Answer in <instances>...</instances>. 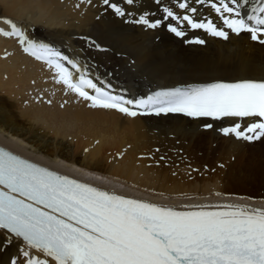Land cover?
<instances>
[{
	"label": "bare ground",
	"instance_id": "obj_1",
	"mask_svg": "<svg viewBox=\"0 0 264 264\" xmlns=\"http://www.w3.org/2000/svg\"><path fill=\"white\" fill-rule=\"evenodd\" d=\"M137 9L162 15L153 0H136L130 10L135 14ZM0 18H10L31 38L86 63L88 75L109 81L131 98L179 84L264 79V45L246 33L223 40L186 29L181 38L166 27L127 23L133 17L105 11L102 0H0ZM0 28L7 31L10 25L0 19ZM87 37L101 49L88 47ZM196 37L206 43L185 42ZM70 70L75 80V70ZM205 123L213 128L204 129ZM230 123L180 114L131 117L93 108L58 82L55 68L24 53L15 37L0 34V141L54 168L73 175L115 176L119 182L160 193L214 191L263 202L264 138L246 142L217 131ZM152 165L161 171L147 170ZM113 185L107 187L134 195ZM221 202L215 205L238 204ZM16 251V245L0 250V264H9Z\"/></svg>",
	"mask_w": 264,
	"mask_h": 264
},
{
	"label": "snow or ice",
	"instance_id": "obj_2",
	"mask_svg": "<svg viewBox=\"0 0 264 264\" xmlns=\"http://www.w3.org/2000/svg\"><path fill=\"white\" fill-rule=\"evenodd\" d=\"M153 3L161 16L140 9L134 14L130 7L136 0H102L105 11L131 16L125 22L147 29L166 27L181 38L186 29L203 30L223 40L246 33L264 45V0ZM0 19L10 25L0 34L15 37L24 53L54 66L58 82L93 108L131 117L181 113L227 119L231 123L217 129L223 136L246 142L264 138V79L173 87L128 98L113 92L109 81L88 75L86 63L31 38L10 18ZM85 42L101 49L90 37ZM185 42L206 43L199 37ZM244 121L251 122L245 126ZM12 245L17 251L9 264H264V210L238 204L176 210L110 193L0 148V250Z\"/></svg>",
	"mask_w": 264,
	"mask_h": 264
},
{
	"label": "rangeland",
	"instance_id": "obj_3",
	"mask_svg": "<svg viewBox=\"0 0 264 264\" xmlns=\"http://www.w3.org/2000/svg\"><path fill=\"white\" fill-rule=\"evenodd\" d=\"M3 137L7 138L6 136H3ZM27 151L29 153H31L30 150H27ZM32 154L36 155V153H33V152H32ZM106 154L109 157L110 156H113V154H111V151L106 152ZM114 155H115V153H114ZM61 163L62 164H65L66 167L71 168L70 166H68L66 164L67 162H61ZM147 170L153 171L155 173H159L161 171V168H159L157 165H155V166L152 165V166L148 167ZM78 172H83V168H79V171ZM85 174H87V173H85ZM175 175H178L180 177V171H178ZM160 177H161V175H160ZM102 178H105L108 182L114 184L113 186H116V187L123 186L124 190H126L127 192H132L134 195L136 194V196L138 195L141 198L144 197V198H147L149 200L156 201V202H158V201L159 202H163V203L164 202H168L171 205L177 204V206H180V204L181 205H184V204L186 205L187 203L189 204V203H195V202L196 203L203 202V200L205 201V200H216V199H219L221 201L223 200L222 202H224V203L228 201L230 203L233 202V203H238V204L246 205L247 202H248V203L251 204L250 205L251 207H259L260 209L264 208V201L263 202H255L251 198H249V199H247V198L236 199L234 197L231 198V197H229L227 195L224 196V194L223 193H220V192L217 193V192H214L213 191L211 193H205V194L203 192H198V193H193V194H186V193H184L185 195H181L182 196L181 197L180 196V193H178L179 195L178 194H175V193H170V192H161L160 193L158 191H151L150 188L147 189V187L146 188H143V187L141 188V186H139L137 188L138 185H134L133 183H130L129 182V183H126L125 184V182H123L121 180H120L121 182H119L115 176L108 177V176L103 175ZM162 178H163V176H162ZM119 184H121V186H119ZM202 194L204 196H202ZM196 195H198V196H196ZM187 199H188V201H187ZM220 202H217V203H220ZM246 206H249V205H246Z\"/></svg>",
	"mask_w": 264,
	"mask_h": 264
}]
</instances>
